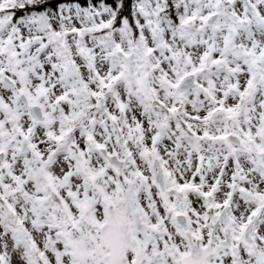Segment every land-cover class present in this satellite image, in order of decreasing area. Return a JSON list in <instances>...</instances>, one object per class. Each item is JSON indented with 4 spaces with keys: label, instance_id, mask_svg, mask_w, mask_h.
<instances>
[{
    "label": "snow or ice",
    "instance_id": "obj_1",
    "mask_svg": "<svg viewBox=\"0 0 264 264\" xmlns=\"http://www.w3.org/2000/svg\"><path fill=\"white\" fill-rule=\"evenodd\" d=\"M0 264H264V0H0Z\"/></svg>",
    "mask_w": 264,
    "mask_h": 264
}]
</instances>
